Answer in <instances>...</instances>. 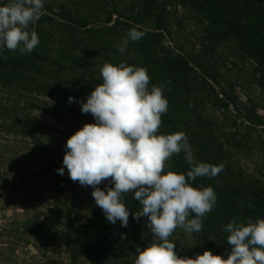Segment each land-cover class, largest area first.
<instances>
[{
  "label": "rangeland",
  "instance_id": "obj_1",
  "mask_svg": "<svg viewBox=\"0 0 264 264\" xmlns=\"http://www.w3.org/2000/svg\"><path fill=\"white\" fill-rule=\"evenodd\" d=\"M174 1L44 0L41 24L33 25L39 44L27 55L14 52L34 57L36 72L0 86V107L12 110V120L40 121L47 126L35 136L43 142L54 163L51 168L72 201L66 203L57 193L50 164L41 157L36 139L25 137L20 124L9 131L0 118V151L7 155L0 170L5 169L9 181L0 182V264H92L63 237L72 235L91 252L86 240L94 234L92 222L98 218L107 226L101 234L110 236L102 264H134L136 248L150 243V238L142 239L147 218L137 221L133 216L141 209L138 201L129 206L127 227L119 221L112 224L96 205L91 186L73 182L66 168L63 175L57 172L63 167L67 139L86 123L95 122L90 113H82L80 101L86 102L95 86L103 82L99 69L105 62L144 67L150 77L149 89L163 86L165 98L170 92L181 95L183 104L175 110L170 109L168 100L166 114L175 115L173 127L160 126L158 134L183 132L197 161L224 165L216 177L197 178L190 182L192 186L214 188L228 182L234 189L241 187L242 196H233L238 209H228L234 216L246 214L247 218L256 210L252 220L264 219V193H259L264 191V70L255 57L240 48L235 37L214 33L217 27L209 16L212 14L191 1L179 11ZM1 2L6 5L14 0ZM133 27L145 35L138 42H129L120 53L117 46ZM175 59L185 60L195 71L188 92L171 79L179 66ZM218 92L233 98L235 109L225 101L221 104ZM69 97L74 101L69 103ZM182 168L183 174L190 170L183 152L174 154L164 171L182 174ZM221 202L226 201L217 195L212 216L217 207L227 208L228 203ZM194 216L190 213L189 218ZM207 216L202 218V231L187 233L177 228L169 237L179 257L194 258L205 250L221 256L230 252L224 250L218 235H229L226 225L219 231L218 225L206 222ZM28 222H33V227L27 226Z\"/></svg>",
  "mask_w": 264,
  "mask_h": 264
},
{
  "label": "clouds",
  "instance_id": "obj_2",
  "mask_svg": "<svg viewBox=\"0 0 264 264\" xmlns=\"http://www.w3.org/2000/svg\"><path fill=\"white\" fill-rule=\"evenodd\" d=\"M44 0H14L0 5V53L5 49L27 55L39 44L35 30L29 31L43 15ZM145 33L131 28L117 46L124 53L129 42H138ZM7 57H5L6 59ZM102 83L95 86L81 111L91 114L94 123H86L67 139L63 167L73 182L91 186L92 196L107 221L127 227L130 211L122 202L133 193L141 209L134 219L146 217L142 239L150 243L136 248L134 264H264V219L237 222L234 217L225 227L229 233L227 258L205 250L194 258L179 257L169 237L177 228L187 233L202 231V218L217 202L212 187H193L200 177L212 179L224 165L197 161L183 132L158 134L162 115L168 111L163 86L149 89L150 77L144 67L105 62L99 69ZM170 83V81H169ZM75 98L69 97V103ZM184 153L190 166L186 174L165 173L167 161ZM109 181L113 186L98 187ZM243 206V202H241ZM194 213V218H189ZM122 239H126L121 234Z\"/></svg>",
  "mask_w": 264,
  "mask_h": 264
},
{
  "label": "trees",
  "instance_id": "obj_3",
  "mask_svg": "<svg viewBox=\"0 0 264 264\" xmlns=\"http://www.w3.org/2000/svg\"><path fill=\"white\" fill-rule=\"evenodd\" d=\"M186 1H191L198 9L202 10L203 12H208L209 15L213 21V25L216 28V31L214 33H217L221 35L220 37L223 38H231L235 37L238 43L241 45L240 48H242L245 52L250 54L252 57H255L259 63L261 64L262 70H264V0H181V1H174L175 6L183 8L184 5H186ZM182 2V3H181ZM172 3V1H171ZM170 3V4H171ZM184 3V4H183ZM191 4V3H190ZM0 5H5L0 3ZM174 5V4H172ZM171 8V6H168V9ZM44 10V9H43ZM42 16L37 21V24H41ZM160 29L161 25L159 26ZM33 30V25H31V28ZM222 31V32H221ZM156 36V35H155ZM5 57H7L5 59ZM175 62L179 63V66L175 68L173 74L171 76V79H173L174 84L178 87L183 85V90H186L188 92L187 84L191 79V76L195 71H193L189 66L187 65V62L185 60L175 59ZM37 61L34 57H24L19 56L15 54L14 52H10L7 49H5L2 53H0V86H4L8 83L13 84L14 79L18 78L21 79L25 73H35L37 69ZM182 63H185L186 66H183ZM84 81V80H82ZM181 83V85H180ZM219 97H217V100L224 104V101L227 104V107H230V105L235 109L234 107V99L230 98L228 94H224L223 92H218ZM179 97V101H178ZM167 101H170V109L175 110L177 106L182 105L183 103L180 101L182 99L181 95H177L173 92L169 93L168 98L166 97ZM187 105V104H186ZM9 111V112H8ZM12 110L0 107V115L1 119L3 120L2 126L7 128L9 131L14 129V127L18 124L21 125L22 131L25 137H31L35 138V146L38 150L41 151V157H44L48 165L50 164V168L52 165H54L52 159L49 158V154L46 153V151L43 149V142H41L39 139L36 138L35 135H37V131H40L44 127H47L45 124H43L40 121L36 122H28V121H21L16 117H13L15 120L11 119V113ZM237 111V110H236ZM174 114H163L162 124L161 126L165 125L166 127H173L174 122L176 121L174 119ZM7 155L4 152L0 151V162L1 160H5L4 158ZM210 159V157H208ZM209 161V160H207ZM182 174L184 169L182 168ZM51 172L53 173L54 177V186L57 188V193L60 195V197L67 203L72 200H70L65 192L63 191V188L61 184L59 183V178L56 175L55 170L51 168ZM8 173L5 172V169L0 170V182L6 181L8 179ZM220 179V178H219ZM9 183V181L7 180ZM15 185L21 187L19 183H15ZM113 185L109 181H104L102 184L101 189L105 190L108 187H112ZM219 187V188H216ZM216 187L213 188V190L218 195L219 199L224 198L226 202L221 203H228L225 206L227 208H223L221 206L217 207L216 210L213 212V216L208 213L209 216L206 217V222H212L213 225H218L219 231H221V228H224L225 225L230 223L234 217H238V221H242L244 219H247L245 215H235L231 213V211L228 209V207L238 209V202L235 203L233 200V196L239 197V195L242 196L239 189H234L228 182L226 183H220ZM246 189V186H242ZM248 189V187H247ZM255 189V188H254ZM225 192V194H223ZM253 192H255L253 190ZM229 193H232V195H229ZM256 193V192H255ZM261 195L264 193L263 190H260L259 192ZM257 197V196H255ZM126 207L131 206L133 203H136L137 200L134 199V194L129 193L125 194L123 201H122ZM242 202V201H241ZM259 202H263L260 200ZM262 207L264 208V204H262ZM246 207H244L245 209ZM247 211H251L250 209L246 208ZM256 210L250 214L251 219H256ZM264 216V214L262 215ZM212 220V221H211ZM33 227V222H28L27 226ZM92 227L94 229V234L92 237H90L87 241V243L90 245L89 248L91 252L88 250V247H83L81 244L78 243L76 239L73 238L72 235H67L63 237V240L65 243H68L70 248L72 247L77 248L79 250V254L82 257H86L91 261L92 264H102L101 260L106 256L105 252H103L104 245L110 241V236L102 235L101 232L105 231L107 226L105 223L98 218L97 220H94L92 222ZM112 230L115 232L114 228ZM227 233L222 232L219 233V239L221 241V244L224 248V250L229 249L230 245L227 243ZM203 249H205V244L203 245ZM102 250V252H101ZM221 250V248H219ZM72 251V250H71ZM224 257H227V254L222 253ZM73 257V256H72ZM101 257V258H99Z\"/></svg>",
  "mask_w": 264,
  "mask_h": 264
},
{
  "label": "built area",
  "instance_id": "obj_4",
  "mask_svg": "<svg viewBox=\"0 0 264 264\" xmlns=\"http://www.w3.org/2000/svg\"><path fill=\"white\" fill-rule=\"evenodd\" d=\"M178 10H179V11H183V10H181V7H178ZM166 37H167V36H166ZM167 39H169V38L167 37ZM167 44H168V45H171V47H173V43H172L171 40H168Z\"/></svg>",
  "mask_w": 264,
  "mask_h": 264
}]
</instances>
